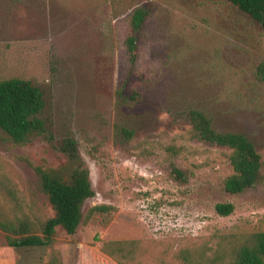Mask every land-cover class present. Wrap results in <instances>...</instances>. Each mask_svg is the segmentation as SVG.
Masks as SVG:
<instances>
[{"label": "rangeland", "instance_id": "obj_1", "mask_svg": "<svg viewBox=\"0 0 264 264\" xmlns=\"http://www.w3.org/2000/svg\"><path fill=\"white\" fill-rule=\"evenodd\" d=\"M139 5L150 14L132 61L124 40ZM262 61L261 23L227 0H0V79L43 90L49 129L19 146L0 128V179L53 215L35 167L63 164L61 142L73 136L95 190L84 217L95 205L116 207L75 234L58 227L47 246L13 247L0 228V264H118L104 242L177 250L264 230V83L255 77ZM191 109L256 145L262 167L253 185L225 189L227 148L187 139ZM219 202L234 203V212L219 214ZM0 204H12L1 191Z\"/></svg>", "mask_w": 264, "mask_h": 264}, {"label": "trees", "instance_id": "obj_2", "mask_svg": "<svg viewBox=\"0 0 264 264\" xmlns=\"http://www.w3.org/2000/svg\"><path fill=\"white\" fill-rule=\"evenodd\" d=\"M227 1L259 21L264 29V0ZM149 14V7L139 5L127 16L129 33L124 44L132 61L137 57L139 35ZM255 77L264 83V61L257 65ZM44 107V92L32 81L19 77L0 79V128L15 145L25 146L39 137L48 136L49 129L42 117ZM189 121L187 139L227 148L225 158L232 167L225 180L227 191L240 193L256 182L262 156L247 135L215 129L211 118L199 109L189 111ZM180 149L181 146L168 147L174 153ZM60 150L65 157L63 164L35 167L40 188L54 211L51 216L43 214L34 203L20 198L9 179H0V191L9 195L12 203L0 204V228L7 244L13 247L47 246L53 243L58 227L68 234H75L80 224L94 213L116 210L114 205L99 204L84 217V202L95 195L90 170L73 136L62 140ZM177 173L179 177L183 176ZM215 208L221 215H230L235 204L219 202ZM215 238L218 240L211 244ZM206 240L177 250L151 245L153 242L147 240H109L104 242L103 251L118 264H174L175 261L182 264H264V230L214 235ZM170 256L173 260H169Z\"/></svg>", "mask_w": 264, "mask_h": 264}]
</instances>
